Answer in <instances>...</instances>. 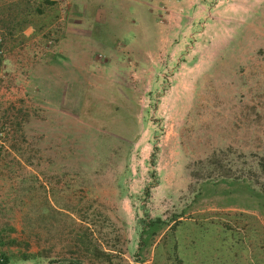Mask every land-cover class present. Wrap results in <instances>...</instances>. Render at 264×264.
Returning a JSON list of instances; mask_svg holds the SVG:
<instances>
[{
    "label": "rangeland",
    "instance_id": "374dc122",
    "mask_svg": "<svg viewBox=\"0 0 264 264\" xmlns=\"http://www.w3.org/2000/svg\"><path fill=\"white\" fill-rule=\"evenodd\" d=\"M68 1L83 31L59 53V33L14 36L30 6L0 0L18 55L37 38L57 56L51 81L0 75V255L176 264L178 216L264 220V0ZM201 225L183 227L208 258L186 264L217 263L222 225Z\"/></svg>",
    "mask_w": 264,
    "mask_h": 264
},
{
    "label": "crops",
    "instance_id": "0c3cea01",
    "mask_svg": "<svg viewBox=\"0 0 264 264\" xmlns=\"http://www.w3.org/2000/svg\"><path fill=\"white\" fill-rule=\"evenodd\" d=\"M11 1L13 0H8V2ZM49 1L51 0H24L25 8L28 6L30 7L25 9L22 13L24 20V22H22V29H19L20 31H17L14 36L20 35L21 33L26 36L30 34L40 35L45 31H52L55 35L59 33L60 38L56 37L54 44L58 47V52L62 53L65 51L64 46L68 47V49L72 48L70 45L71 41L66 39V36L69 34H77L78 31H83V29L80 28L81 18L78 11H75L72 8L70 9V1L54 0L56 3ZM49 4H53L55 9L58 10L53 17L45 19L47 16L46 9ZM44 7L45 11L43 10ZM13 27L14 26H9V24H0V31L3 35H7L6 37H3V48L6 53L4 54L1 64V67H3V74L0 73L2 78L15 81L16 76L19 74L18 69H21L24 71L25 75L29 73L30 80L36 79L37 76L40 80L44 78L50 80V74L44 75V73L48 74L49 71H46V69L50 70L53 68V63L51 61L54 57H57L56 55H52L51 52L53 51L51 47H49L52 41L48 40L47 42H44L45 39L39 37V39H42L41 41L43 43H38V39L34 38L32 39V43L28 42L23 44V48H27V46H29V48L26 50V54L20 56L17 53V51H20V47L18 48L17 43L15 44L12 42L11 44H8V39H10L9 33L12 31ZM19 60H21V62H19ZM37 62H39V64H37ZM22 63L24 64V67H19V65L22 66ZM34 68L40 70L39 75L34 73ZM71 86L73 91L74 85L71 84ZM70 96L73 97V95ZM196 211L199 213V215H197L199 218L178 216L176 220L171 221L169 224L170 227L174 222L172 228L173 240L171 248L175 251L176 264H186L189 260L193 262L198 260L203 262V260H205L206 262L208 258V255L206 256V242L200 241L201 238L196 236L195 226L190 230L187 229L188 227H183V224L185 222H190L194 225L199 223L200 227H202V222L206 223L212 221L222 225L221 228L216 229V240H218V246L216 248L218 250V255L217 263L215 264H227L226 260L228 259H230L231 264H264V220L259 219L258 216L251 213V220L244 221L243 224L235 222V225L232 224L230 226L227 223L232 222V217L229 218L228 215L233 214H227L225 210H214L218 211L214 216L209 215L207 212L208 209L199 208ZM237 232H243L247 239L245 241L242 240L241 242V239L235 236V233L237 234ZM202 233L203 229H201L199 233L200 236ZM160 238L161 237L159 236L157 243H160Z\"/></svg>",
    "mask_w": 264,
    "mask_h": 264
},
{
    "label": "trees",
    "instance_id": "16d2710c",
    "mask_svg": "<svg viewBox=\"0 0 264 264\" xmlns=\"http://www.w3.org/2000/svg\"><path fill=\"white\" fill-rule=\"evenodd\" d=\"M154 157L155 154L154 152L151 154V160L154 162ZM259 168L264 171V157L260 158L259 163H258ZM241 180H247L246 178H240ZM262 191L264 193V187L262 188ZM9 257L5 255H0V264H9ZM55 261V260H54ZM72 264H83L82 261L80 260H75V262H72Z\"/></svg>",
    "mask_w": 264,
    "mask_h": 264
},
{
    "label": "built area",
    "instance_id": "2783aa9c",
    "mask_svg": "<svg viewBox=\"0 0 264 264\" xmlns=\"http://www.w3.org/2000/svg\"><path fill=\"white\" fill-rule=\"evenodd\" d=\"M4 54H5V51H4V48H3V38H2V36L0 34V66L2 64Z\"/></svg>",
    "mask_w": 264,
    "mask_h": 264
}]
</instances>
